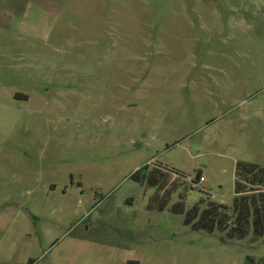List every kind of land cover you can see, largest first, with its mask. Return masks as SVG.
Returning a JSON list of instances; mask_svg holds the SVG:
<instances>
[{"label": "rangeland", "instance_id": "374dc122", "mask_svg": "<svg viewBox=\"0 0 264 264\" xmlns=\"http://www.w3.org/2000/svg\"><path fill=\"white\" fill-rule=\"evenodd\" d=\"M238 161L264 166V0H0V264H264L171 211L232 205ZM146 165L183 174L164 210Z\"/></svg>", "mask_w": 264, "mask_h": 264}, {"label": "trees", "instance_id": "16d2710c", "mask_svg": "<svg viewBox=\"0 0 264 264\" xmlns=\"http://www.w3.org/2000/svg\"><path fill=\"white\" fill-rule=\"evenodd\" d=\"M151 170L146 165L133 175L136 181L156 187L155 197L158 199V210H164L181 183L170 182L168 174L183 175L179 170L167 174ZM203 176L198 174V181ZM204 177V176H203ZM171 187L166 188V184ZM235 198L232 205L218 204L214 201L201 200L193 207L186 206V193H177V201L171 207L175 214L185 216V224L195 230H203L210 234L223 233L228 240H242L251 235L252 240L264 237V166L248 161H238L236 167ZM161 200V201H159ZM155 206V205H153Z\"/></svg>", "mask_w": 264, "mask_h": 264}, {"label": "built area", "instance_id": "2783aa9c", "mask_svg": "<svg viewBox=\"0 0 264 264\" xmlns=\"http://www.w3.org/2000/svg\"><path fill=\"white\" fill-rule=\"evenodd\" d=\"M205 181V178L203 176L200 177V180L198 181L199 183ZM197 189H202V186L200 184L197 185Z\"/></svg>", "mask_w": 264, "mask_h": 264}]
</instances>
